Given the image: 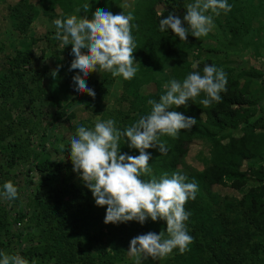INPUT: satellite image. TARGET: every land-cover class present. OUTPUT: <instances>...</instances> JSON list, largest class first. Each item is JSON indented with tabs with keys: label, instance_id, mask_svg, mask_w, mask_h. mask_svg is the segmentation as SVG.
Here are the masks:
<instances>
[{
	"label": "rangeland",
	"instance_id": "obj_1",
	"mask_svg": "<svg viewBox=\"0 0 264 264\" xmlns=\"http://www.w3.org/2000/svg\"><path fill=\"white\" fill-rule=\"evenodd\" d=\"M193 2L161 4L157 10L170 9L183 21L187 14L186 4ZM263 2L237 0L230 12L225 14L221 11L219 16L209 11L206 15L212 16L211 31L199 40L190 33L188 35L187 43L191 45L188 58L192 59L193 64L202 61L223 69L227 79H238L239 86L248 79L256 99L250 113L243 114L236 128L222 132L226 137L239 136L245 125L254 126L257 132H264ZM132 5L133 0H122L116 14H129ZM72 12L77 13L78 19L83 17V13L77 9ZM61 15L60 8L50 7L47 1L0 0V192L8 181L18 189L16 199L0 196V252L19 255L28 264H85L83 252L92 257H109L116 253L109 239L120 237V233H109L110 226L99 215L103 207L96 205L91 191L73 171L70 143L78 127L94 129L97 121L113 119L115 127L119 129L128 112L124 78L113 77L107 71L93 72L86 83L95 91V98L87 93H78L73 77L79 74V70H69L75 59L73 46H65L53 38L57 31L54 20L62 18ZM184 26L188 27L186 21ZM27 48L32 55L24 64L22 80L19 81V75L11 70L13 57ZM61 65L58 74L53 77L52 71ZM134 66L138 74L141 67L136 62ZM246 73L256 75L249 77ZM157 77L167 92L165 85L176 79L170 62ZM142 91H155V84H144ZM235 107L242 110L239 105ZM179 108L173 106L169 110L179 111ZM212 146L213 143L206 139L192 140L187 145L183 162L171 176L174 173L187 176L192 169L202 170L209 161ZM37 155L50 161L53 164L51 169L60 163L61 171L48 179L46 172H40L31 163ZM241 168L247 169L250 174L245 189L260 185L262 182L256 173L259 172L260 177L264 178V155L253 161L244 160ZM28 180L31 183L28 184ZM43 188H48L51 199L56 195L66 204L63 213L70 215L67 218L73 220L74 215L79 216L80 220L74 228H66L76 233L72 236L75 238L65 235V226L61 224L62 215L65 214H54L49 209L50 197L37 200L38 191ZM212 190L221 198L241 196L240 191L228 183L214 184ZM47 212L49 214L43 218V213ZM52 214L58 217V221L52 219ZM47 231L58 234L54 239L57 245L59 239L72 238L73 245H68L63 258H58L52 245L47 244ZM18 232H21V236ZM139 235L133 232L120 241L121 249L117 250L113 264H137L136 258L130 256L128 250L131 239ZM163 238H168L167 234ZM261 243L262 246L247 247V253L252 254L253 259L256 256V264H264V235ZM174 256L172 252L163 259L153 260L149 257L141 259L140 264H179ZM247 261L250 262L248 257Z\"/></svg>",
	"mask_w": 264,
	"mask_h": 264
},
{
	"label": "trees",
	"instance_id": "obj_2",
	"mask_svg": "<svg viewBox=\"0 0 264 264\" xmlns=\"http://www.w3.org/2000/svg\"><path fill=\"white\" fill-rule=\"evenodd\" d=\"M47 1L50 7L60 8L62 18L68 15H76L72 10L77 9L83 13V17L92 19L96 10L104 9L116 14L117 8L122 0H40ZM237 0H227L233 7ZM259 2V0H249ZM187 0H133V5L129 13L134 16L131 21L132 35L136 44L135 61L141 67L138 74L130 80L123 79V86L128 101V112L125 114L119 130L123 132L127 127L137 122L142 116L150 114L152 106L149 100L160 101V97L166 94V89L162 87V82L157 76L171 63V70L176 79L183 80L192 72H199L203 75V68L207 63L197 62V67L193 68L192 59L188 58L191 45L187 41H181L171 30L161 32L159 21L170 13L176 15L170 9L157 10L161 4L176 3L185 4ZM87 3L89 11L85 12L82 6ZM264 4V2H263ZM264 6V5H263ZM81 9V11H80ZM73 13V14H72ZM82 17V18H83ZM138 26V27H137ZM32 51L25 49L18 51L13 57L12 72L19 75L22 80L24 64L31 57ZM245 74V73H243ZM249 77L256 74H248ZM17 79V80H18ZM226 91L220 93V102H212L208 107L201 104V100L206 98L201 93L195 101L189 100L186 105L180 106L179 111L186 117L195 118L197 123L191 130H182L178 138L162 136L160 139L166 142L169 149L167 155H162L158 147L150 148L148 151L152 157L149 166L152 169V176L159 179L164 173L171 174L176 171L183 162L187 145L194 139H206L213 143L210 151L209 161L202 170L192 169L186 176L185 183H195L198 185L196 199H189L185 205V210L189 213V219L185 222L187 232L193 237L192 243L188 246V251L180 254L178 248L174 249L177 263L179 264H256L252 254H248L247 247L262 246V236L264 235V178H259L260 185L245 189L244 185L248 182L250 174L247 169L241 168L244 160L253 161L260 159L264 155V132H257L254 126L245 125L239 136L230 135L226 137L222 132L227 129H234L243 119V114H249L250 109L255 104L256 99L249 87L248 79L242 86H239L238 79H227ZM153 82L155 91L146 93L142 91L144 84ZM26 87V83L23 85ZM18 88V87H17ZM97 97H101L98 95ZM239 105L242 110L235 106ZM170 111V110H169ZM227 138L225 142H221ZM220 141V142H219ZM130 141L121 136L119 149L121 154L138 156L139 151L129 147ZM31 163L40 171L46 172L47 178L52 179L61 171V164L57 163L51 169L52 163L41 155L35 156ZM254 172H252L253 174ZM141 179L150 180V176H141ZM45 181V179H44ZM27 183H31L30 180ZM229 184L232 188L240 191L241 196L235 198H221L220 195L212 190L214 184ZM48 185V181H45ZM48 188L38 191L37 200L49 198V209L52 213L65 214L66 204L60 198L51 199ZM86 197V195H83ZM87 198V197H86ZM44 210V208H43ZM49 212L43 213V218ZM52 219L58 221V217ZM105 219L106 206L99 213ZM61 224L65 226V235L74 236L75 232H70L66 228H74L80 218L74 215L73 220L62 215ZM109 233L115 235L120 233V237L109 239L110 244L117 253L121 249L120 242L127 239L133 232L147 234L154 232L160 234L162 231L166 235L167 223L164 220L152 221L151 218L141 224L137 221H129L119 224H108ZM21 236V232H18ZM46 240L52 249L57 253L56 256L63 258L68 249V245H73L72 238L59 239L57 245L54 239L57 233L47 231ZM77 243V242H76ZM75 244V243H74ZM116 253L109 257H92L87 252H83L85 264H113ZM247 257L250 262L247 261Z\"/></svg>",
	"mask_w": 264,
	"mask_h": 264
},
{
	"label": "clouds",
	"instance_id": "obj_3",
	"mask_svg": "<svg viewBox=\"0 0 264 264\" xmlns=\"http://www.w3.org/2000/svg\"><path fill=\"white\" fill-rule=\"evenodd\" d=\"M187 14L183 21L170 13L159 21V30H171L181 41H187L189 33L198 40L206 36L213 27L209 11L219 16L231 11L227 0H194L186 4ZM85 12L89 5L82 6ZM81 11V9H80ZM134 16L129 13L112 14L104 9H97L92 19L76 15L66 19L54 20L56 33L53 37L63 45L71 44L75 59L71 70H79L73 77L78 93H87L95 98V91L88 87L86 80L93 72H110L113 77L125 80L134 78L138 69L134 66L136 44L132 35L131 21ZM184 21L188 27L184 26ZM138 27V26H137ZM59 67L51 75L55 77ZM197 67L193 64V68ZM227 75L223 69L214 65H205L203 75L199 72L190 73L183 82L172 79L166 94L160 101L149 100L152 106L150 114L142 116L137 122L123 132L115 127V121H97L94 129L84 126L77 128L76 135L70 143V160L73 171L79 175L83 184L91 191L98 207L106 206L105 224H119L137 221L144 224L148 218L152 221L164 220L167 223L164 237L154 232L136 236L130 241L128 254L135 257L137 264L141 259L151 257L153 260L163 259L179 250L180 254L188 251L193 237L188 234L185 222L189 213L185 205L189 199L195 200L198 185L185 183L186 176L174 173L171 178L164 173L159 179L152 176L149 166L152 157L146 150L158 147L162 155L168 154L166 142L162 136L178 138L182 130H191L197 121L186 117L178 111H169L186 105L204 93L201 104L208 107L212 102H220L221 92L226 91ZM121 136L130 141L129 147L139 151L138 156L121 154L119 141ZM141 176H150L143 180ZM0 196L5 199H16L18 189L11 181L3 185ZM0 264H28L19 255L0 252Z\"/></svg>",
	"mask_w": 264,
	"mask_h": 264
}]
</instances>
